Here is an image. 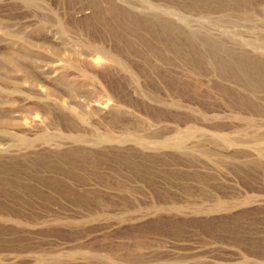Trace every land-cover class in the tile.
<instances>
[{
    "label": "rangeland",
    "instance_id": "obj_1",
    "mask_svg": "<svg viewBox=\"0 0 264 264\" xmlns=\"http://www.w3.org/2000/svg\"><path fill=\"white\" fill-rule=\"evenodd\" d=\"M0 264H264V0H0Z\"/></svg>",
    "mask_w": 264,
    "mask_h": 264
},
{
    "label": "bare ground",
    "instance_id": "obj_2",
    "mask_svg": "<svg viewBox=\"0 0 264 264\" xmlns=\"http://www.w3.org/2000/svg\"><path fill=\"white\" fill-rule=\"evenodd\" d=\"M106 108H107V106L103 107V109H106Z\"/></svg>",
    "mask_w": 264,
    "mask_h": 264
}]
</instances>
